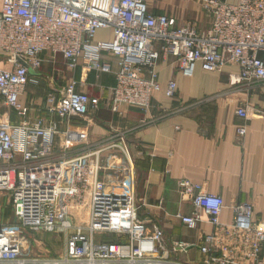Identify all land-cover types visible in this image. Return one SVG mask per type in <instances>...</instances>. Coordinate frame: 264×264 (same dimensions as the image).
<instances>
[{
    "label": "built area",
    "instance_id": "1",
    "mask_svg": "<svg viewBox=\"0 0 264 264\" xmlns=\"http://www.w3.org/2000/svg\"><path fill=\"white\" fill-rule=\"evenodd\" d=\"M198 1L211 16L205 30L151 12L150 0H0V193L10 195L15 216L10 224L0 219V264H199L174 259L182 246L170 245L160 224L141 218L136 166L123 134L94 153L56 157L54 150L61 123H67V137L83 138L71 122L98 104L77 84L94 72L114 75L113 111L148 109L152 95L163 90L162 59H175L186 76L197 63L212 72L235 64L238 82L264 81V0ZM99 29H109L111 38L95 40ZM42 53L61 54L71 71L82 59V77L46 93V117L27 119L30 107L20 97L29 84L40 85ZM106 54L117 59V70ZM177 88L170 80L164 91L175 97ZM4 107L21 120L13 122ZM238 114L247 116V109ZM179 192L193 208L176 218L192 229L203 222L214 227L199 246L203 264H262L264 224L255 220L252 203L232 206L233 221L224 223L220 195L188 179ZM29 230L63 234L64 252L31 254Z\"/></svg>",
    "mask_w": 264,
    "mask_h": 264
},
{
    "label": "crops",
    "instance_id": "2",
    "mask_svg": "<svg viewBox=\"0 0 264 264\" xmlns=\"http://www.w3.org/2000/svg\"><path fill=\"white\" fill-rule=\"evenodd\" d=\"M177 1L180 8L156 7L150 3V11L167 14L178 23L191 21L200 30L210 26L211 17L198 0ZM110 38L109 29H99L95 36L97 41ZM59 56L62 55L42 53L41 85L29 84L20 97L30 107L27 119L46 117V93L66 85L59 78L54 83L52 77L57 74L52 75V70H58L50 59L55 58L57 63ZM105 58L114 70L118 69L115 57L106 54ZM81 65L82 59L71 80H80ZM1 66L10 67L6 63ZM157 69L163 90L152 95L148 109L123 106L120 111L111 110L108 101L110 87L115 84L113 74L94 72L85 83L78 81L77 89L88 92L98 105L92 106L85 117L71 122L75 131L86 132L81 140L76 134L71 138L63 133L67 123L59 125L61 133L55 139V156L94 153L102 142H118L117 138L123 134L136 166L141 218L148 224H160L170 245L182 246L173 255L174 259L203 264L205 254L199 246L206 234L214 232V227L203 222L192 229L176 218L178 213L188 214L193 208L189 202L181 201L179 183L188 179L200 183L205 191L220 195L226 203L221 215L224 223L233 221L232 206L250 202L255 220L264 224V119L261 116L264 81L238 82L240 70L235 64L227 65L221 72H212L197 63L194 74L186 76L179 71L175 59L170 58L160 60ZM170 80H175L178 86L175 97L167 96L164 91ZM241 107L247 109V116L238 114ZM7 112L13 122L21 120L16 112ZM240 127L245 128L243 135L238 133ZM113 151L107 149L105 155ZM111 162L115 163L113 159ZM100 177L105 178V174L101 173Z\"/></svg>",
    "mask_w": 264,
    "mask_h": 264
},
{
    "label": "rangeland",
    "instance_id": "3",
    "mask_svg": "<svg viewBox=\"0 0 264 264\" xmlns=\"http://www.w3.org/2000/svg\"><path fill=\"white\" fill-rule=\"evenodd\" d=\"M177 0H150V3H153L156 7H179ZM178 4V5H177ZM202 7V6H201ZM180 8V7H179ZM202 9L210 16V14L202 7ZM211 17V16H210ZM56 59H50L52 63L56 64L57 72H54V69L52 70L53 73L56 74V77H54V83L57 82V78L61 82H66L67 84L69 80L73 78V71H71L68 68L66 60L63 58V56H59ZM60 73L59 76H57ZM49 75V74H48ZM59 83V82H58ZM57 83V84H58ZM41 85V84H40ZM57 87V86H56ZM33 93V91H30V94ZM5 110H8V108L4 107ZM79 124H83V121ZM82 134H86V132L81 131ZM86 145V144H85ZM105 146V142H102L100 147ZM89 147V146H87ZM85 147V148H87ZM89 153V152H86ZM84 154V153H83ZM14 206L13 201L8 193H0V219L5 223H13L14 222ZM26 238L29 241V252L31 254H34L36 256H48V257H55L58 254H61L64 252L66 248V240L63 234L61 233H48V232H39V231H27ZM97 237H101V235H97ZM104 238L108 239L107 236H104Z\"/></svg>",
    "mask_w": 264,
    "mask_h": 264
},
{
    "label": "water",
    "instance_id": "4",
    "mask_svg": "<svg viewBox=\"0 0 264 264\" xmlns=\"http://www.w3.org/2000/svg\"><path fill=\"white\" fill-rule=\"evenodd\" d=\"M21 62L25 63V61L23 59H19Z\"/></svg>",
    "mask_w": 264,
    "mask_h": 264
},
{
    "label": "trees",
    "instance_id": "5",
    "mask_svg": "<svg viewBox=\"0 0 264 264\" xmlns=\"http://www.w3.org/2000/svg\"><path fill=\"white\" fill-rule=\"evenodd\" d=\"M111 240L113 239V238H110Z\"/></svg>",
    "mask_w": 264,
    "mask_h": 264
}]
</instances>
